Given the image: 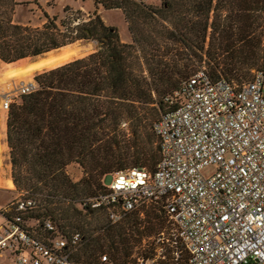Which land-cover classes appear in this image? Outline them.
<instances>
[{
    "label": "trees",
    "instance_id": "16d2710c",
    "mask_svg": "<svg viewBox=\"0 0 264 264\" xmlns=\"http://www.w3.org/2000/svg\"><path fill=\"white\" fill-rule=\"evenodd\" d=\"M148 1L96 0L124 12L130 43L99 14L77 27L45 12L35 27L14 22L15 0H0L4 63L43 57L80 39L99 43L83 58L38 73L36 90L11 104L6 123L15 188L36 201L23 218L30 225L52 220L66 237L80 233L84 247L75 258L82 264H138L156 247L166 254L164 264H187L161 206L111 225L105 212L84 203L104 190L105 174L156 169L161 151L153 128L166 111L164 98L200 67L239 85L264 71V0ZM153 232L161 238L157 246L140 248Z\"/></svg>",
    "mask_w": 264,
    "mask_h": 264
},
{
    "label": "built area",
    "instance_id": "2783aa9c",
    "mask_svg": "<svg viewBox=\"0 0 264 264\" xmlns=\"http://www.w3.org/2000/svg\"><path fill=\"white\" fill-rule=\"evenodd\" d=\"M36 88L31 80L21 82L5 95L2 109ZM164 102L153 128L161 151L156 169L105 174L104 190L84 204L105 212L111 225L161 206L187 264H264V71L239 85L214 80L202 66ZM210 164L217 168L207 177L203 168ZM35 203L19 194L0 209V259L82 264L75 258L84 247L80 233L66 237L52 220L30 225L23 218ZM165 255L156 247L137 261L164 264ZM101 261H109L107 254Z\"/></svg>",
    "mask_w": 264,
    "mask_h": 264
},
{
    "label": "rangeland",
    "instance_id": "374dc122",
    "mask_svg": "<svg viewBox=\"0 0 264 264\" xmlns=\"http://www.w3.org/2000/svg\"><path fill=\"white\" fill-rule=\"evenodd\" d=\"M18 4L15 7V13L13 15L14 22H19L20 24H30L35 27L42 26L46 17L44 15L45 12L49 13V17L55 18L58 24L61 21L71 20L73 26H79L80 24H84L89 19L94 18L95 15L99 14V17L104 21L105 24L113 25L118 29V33L123 41L131 42L132 38L130 35V29L128 26V22L125 19V14L120 9H109L106 10L104 7L99 5L96 0H15ZM148 4L159 6V0H150L147 2ZM79 24V25H78ZM75 46H74V45ZM97 39H80L75 43L70 44V47L73 49H77V53L73 57L72 60L85 57L94 51V49L98 46ZM60 50H55L53 52H49L45 54L43 57L56 55ZM78 55V56H77ZM42 57L38 58H26L24 60L15 61L12 65H28L31 61L39 60ZM71 60V61H72ZM24 62V63H23ZM21 63V64H20ZM8 66V67H6ZM10 65L2 62L0 59V117L3 120L2 123H7L8 111L2 109L3 100L5 95L12 93L16 86H18L21 82L25 81H34V77L44 71L47 68H43L33 72L29 76H23V73H18V76L9 77L6 75V71L9 69ZM18 66V67H20ZM5 67V68H4ZM53 68V67H51ZM5 69V70H4ZM5 71V72H4ZM23 79V80H22ZM36 84V83H35ZM3 118V119H2ZM5 123V124H6ZM129 123L125 122L122 128L128 127ZM2 131L3 134L6 133ZM7 133L5 137L2 139V145L5 148L3 152L4 155H1L0 161V209L11 203L15 200L19 195V190L13 187V183L11 181L10 172L12 171V164L10 163V149L6 142ZM216 164H210L203 168V173L205 176L209 177L216 171ZM9 181V182H8ZM4 222V217L0 214V224ZM167 227L171 231L173 228L170 222L167 223ZM151 238H147L145 245L144 242L140 245V248H148L153 244V246H157L159 238V234L157 232H153ZM157 242V243H156ZM139 253L135 251V253ZM136 253V254H137ZM11 264V263H8Z\"/></svg>",
    "mask_w": 264,
    "mask_h": 264
},
{
    "label": "bare ground",
    "instance_id": "6f19581e",
    "mask_svg": "<svg viewBox=\"0 0 264 264\" xmlns=\"http://www.w3.org/2000/svg\"><path fill=\"white\" fill-rule=\"evenodd\" d=\"M58 50H60V51L56 55L42 57L39 60L31 61L28 65L25 64L22 66V64L20 63L21 66L18 65V66H20V67H18L17 65H12L14 62L7 63V65H10V66H9V69L6 71V75L9 77H15V76H18V73H21V74L23 73L22 77L29 76L37 70L47 68V67H49V68L53 67L54 68V67H57L59 65L64 64L65 62L66 63L70 62L73 59V57L75 56V54L78 52L77 49L71 48L70 45L63 46V47L59 48ZM6 67H8V66H6ZM23 82H25V81H23ZM2 122H3V120H1V117H0V161H1V155H4L3 152L5 151V148L2 145V143H3L2 139L5 137V134H6V133L5 134L2 133V131L5 132L4 130H6V124H5L6 122H4V123H2Z\"/></svg>",
    "mask_w": 264,
    "mask_h": 264
},
{
    "label": "crops",
    "instance_id": "0c3cea01",
    "mask_svg": "<svg viewBox=\"0 0 264 264\" xmlns=\"http://www.w3.org/2000/svg\"><path fill=\"white\" fill-rule=\"evenodd\" d=\"M127 42V41H126ZM131 43V42H130ZM55 68V67H54ZM11 163V162H10ZM10 176H11V172H10ZM11 181H12V183H13V187H15V184H14V182H13V179H12V176H11ZM0 264H5V262L4 261H2L1 259H0Z\"/></svg>",
    "mask_w": 264,
    "mask_h": 264
}]
</instances>
